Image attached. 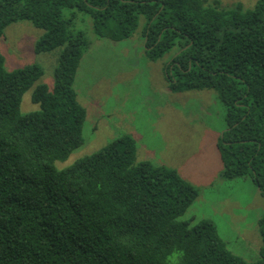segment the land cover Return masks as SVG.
Listing matches in <instances>:
<instances>
[{
    "label": "trees",
    "instance_id": "obj_1",
    "mask_svg": "<svg viewBox=\"0 0 264 264\" xmlns=\"http://www.w3.org/2000/svg\"><path fill=\"white\" fill-rule=\"evenodd\" d=\"M87 14L95 35L132 36L144 19L146 55L167 54L175 92L213 89L225 109L216 147L227 180L249 177L264 198V0L222 8L206 0H0V40L7 25L28 20L44 30L36 52L57 51L54 85L38 84V64L6 70L0 53V264H264L229 250L208 218H179L199 195L177 169L136 160L122 134L64 168L83 143L84 107L74 79L89 41L75 28Z\"/></svg>",
    "mask_w": 264,
    "mask_h": 264
},
{
    "label": "rangeland",
    "instance_id": "obj_2",
    "mask_svg": "<svg viewBox=\"0 0 264 264\" xmlns=\"http://www.w3.org/2000/svg\"><path fill=\"white\" fill-rule=\"evenodd\" d=\"M218 1L222 8L240 2L249 9L257 0ZM73 11L75 28L82 30L89 41L73 83L77 99L86 111L83 143L65 161L54 162L55 166L67 167L122 134H129L136 142L137 161L173 167L199 190L180 220L211 219L233 253L246 261L258 259L254 248L257 240L259 247L261 244L257 222L264 212V198L249 177L227 180L221 176L216 142L225 127V109L216 91L170 90L164 73L168 56L148 58L141 34L142 17L132 36L112 41L94 34L87 14L75 10L65 13L72 15ZM43 33L30 21L18 20L5 27L0 40L6 70L34 63L43 70L22 97V113L39 109L31 101L38 84H46L49 89L54 85L57 51H35ZM239 233L253 245L251 252L245 250L247 246L241 243Z\"/></svg>",
    "mask_w": 264,
    "mask_h": 264
},
{
    "label": "crops",
    "instance_id": "obj_3",
    "mask_svg": "<svg viewBox=\"0 0 264 264\" xmlns=\"http://www.w3.org/2000/svg\"><path fill=\"white\" fill-rule=\"evenodd\" d=\"M238 237L240 238V240H241V243L242 244H244L245 246H247L246 248H245V250L247 251V252H251V251H249L251 248H254L253 247V245H251L250 243H249V241L247 240V238H246V236L243 234V233H239L238 234ZM256 239H258V238H256ZM242 240H243V242H242ZM254 241V240H253ZM252 241V242H253ZM241 244V245H242ZM228 247V246H227ZM259 241L257 240V245H256V248H254L255 249V251H256V256L258 255V253H259ZM229 250L230 251H232L230 248H229ZM233 252V251H232ZM235 254H237V253H235Z\"/></svg>",
    "mask_w": 264,
    "mask_h": 264
},
{
    "label": "water",
    "instance_id": "obj_4",
    "mask_svg": "<svg viewBox=\"0 0 264 264\" xmlns=\"http://www.w3.org/2000/svg\"><path fill=\"white\" fill-rule=\"evenodd\" d=\"M223 133V131L221 132V134Z\"/></svg>",
    "mask_w": 264,
    "mask_h": 264
}]
</instances>
